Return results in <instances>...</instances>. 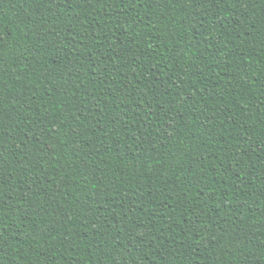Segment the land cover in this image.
<instances>
[{
	"label": "trees",
	"instance_id": "obj_1",
	"mask_svg": "<svg viewBox=\"0 0 264 264\" xmlns=\"http://www.w3.org/2000/svg\"><path fill=\"white\" fill-rule=\"evenodd\" d=\"M0 264H264V0H0Z\"/></svg>",
	"mask_w": 264,
	"mask_h": 264
}]
</instances>
